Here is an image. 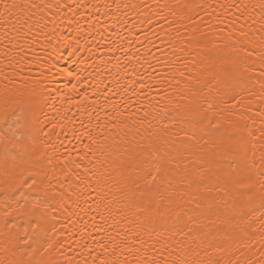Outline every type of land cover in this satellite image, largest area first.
Returning <instances> with one entry per match:
<instances>
[{"label": "snow or ice", "instance_id": "obj_1", "mask_svg": "<svg viewBox=\"0 0 264 264\" xmlns=\"http://www.w3.org/2000/svg\"><path fill=\"white\" fill-rule=\"evenodd\" d=\"M22 7L17 0H0V23H11L19 33L16 25L23 27V18L16 16V10ZM181 7L179 19L186 18L192 27L185 25L189 34L184 35L177 20L161 16L177 33L168 39V48L173 53L203 49L222 55L207 65L202 63L207 70L195 77L186 72L192 63L188 60L159 80L137 74L129 98L135 95L137 103L152 100L149 108L159 106L157 139H163L170 150L164 152L162 161L158 155L145 157L139 152L130 153L129 160L118 165L126 185L130 181L134 189L133 206L140 213L135 230L121 233L117 222L110 219L111 213L107 208L101 212L102 204L91 193L88 198L96 204V215L86 221L72 211L69 201L88 216L92 206L83 208V188L79 192L77 188H96L79 173L73 177L69 159L54 165L48 152L54 130L63 127L56 100L36 84L27 91L6 86L0 101V264H264V0L258 6V42L250 16L241 22L242 12L229 19L233 9H241L235 0ZM242 7L247 10L249 6ZM190 9H200L203 15L197 12V19ZM217 9L225 11L213 16ZM205 16L209 17L206 23ZM151 20L145 21L150 27ZM217 32L219 36H215ZM166 35L171 36V31ZM210 35L214 37L211 41L204 39ZM177 37L180 46L173 43ZM73 40L75 46L80 45L78 38ZM65 43L72 41L65 38ZM121 47L116 42L112 50ZM0 56L5 57L0 60V79H8L4 73L17 67V57L8 52ZM125 56L131 59L127 53ZM150 67L157 71L155 65ZM66 74L76 81L68 91L80 95V74ZM177 75L183 79L182 89ZM249 83L259 84L258 94L246 87ZM170 88L182 92L180 99L186 102L169 108L174 99ZM153 91L159 100L152 96ZM96 94L93 89L92 95ZM113 95L115 90L104 99ZM72 102L87 112L89 105L95 111L99 100L85 93ZM125 106L130 107L129 99L113 102V114L107 121H126ZM81 136L91 144L98 142L90 131ZM72 163L80 168L79 163ZM69 242L79 249V259H53L67 250ZM257 244L259 256L254 258L250 253H256Z\"/></svg>", "mask_w": 264, "mask_h": 264}, {"label": "bare ground", "instance_id": "obj_2", "mask_svg": "<svg viewBox=\"0 0 264 264\" xmlns=\"http://www.w3.org/2000/svg\"><path fill=\"white\" fill-rule=\"evenodd\" d=\"M17 2L24 6L16 10V16L23 18V27L16 25L20 29L19 33L12 28L11 23H0V53L8 52L17 57L14 61L17 67L4 73L8 79H0V101L3 99L6 86L10 90L27 91L32 84L38 85L46 96L56 100L61 116L59 123L63 127L54 130L56 135L48 146V152L54 165L69 159L73 177L79 173L82 180L88 181L96 188V191L84 185L77 188L78 192L83 188L84 198L80 200L83 208L92 206L88 216L69 201L72 211L86 221L91 215H96V204L93 203V199L88 198V194L91 193V197L97 198L102 204L101 212L104 208L108 209L111 213L110 219L117 222V228L121 233L129 229L135 230L139 227L140 213L133 206L134 189L130 181L126 185L125 177L118 171V165L122 161H128L130 153L139 152H144L145 157L158 155L162 161L164 152L170 150L163 139H157L158 130L161 129V120L157 118L160 116L159 106L153 104V108H149L152 100L145 99L137 103L135 95L129 98L128 94L132 92L137 74L147 76L152 81L159 80L163 76H171L176 68L183 67V61L188 60L192 63L186 72L195 77L197 72L207 70L201 66L202 63L207 65L213 57L222 55L214 50L203 49L173 53L172 49L168 48L167 41L177 36V33L174 29H169L168 24L161 20V16L177 20L180 33L187 35L189 33L185 31L184 26L188 25L191 28L192 25L186 18L179 19L183 11L182 4L232 3L233 0H17ZM261 2L262 0H235L236 4L241 5V9L239 11L233 9L232 13H229V19H234L243 12L241 22L249 16L252 18L250 23L252 32L256 33L257 42L261 33V12L258 7ZM34 3L44 7L31 8L30 5ZM116 5H119V8ZM243 5H248V9L244 10ZM189 11L197 19H199L196 16L197 12L203 15L200 9ZM222 11L225 10L217 9L213 16ZM149 17L152 18L151 27L145 23ZM208 19L209 17H204L205 23ZM169 31L171 36L166 35ZM207 31L211 33L212 29L208 28ZM219 35L220 33H215V36ZM74 37L80 40L79 46H75ZM65 38L72 43H65ZM213 38L210 35L204 39L211 41ZM116 42L122 47L114 51L112 49ZM173 43L180 46L179 37L173 40ZM125 53L131 59L126 58ZM4 59L5 57L0 56V60ZM125 65L128 67L125 68ZM150 65H155L157 71H153ZM69 71L74 75L79 73L81 76L82 85L78 86L80 95L68 91L71 84L76 83L66 74ZM176 79L182 81L179 86L182 89L183 79L178 75ZM246 87L259 93L258 83H249ZM93 89L97 93L95 96L92 95ZM113 90L116 91V95L104 99V96ZM169 92L174 95L172 103L168 105L169 108L186 102L180 99L182 92H177L175 88H170ZM85 93L91 99L99 100L95 111H92V105L88 106L87 112L81 111V106L72 102L81 100ZM152 96L159 100L156 91L152 92ZM122 97L129 99L130 102V107L125 106L127 111L124 115L127 120L107 121V117L113 114L111 104L120 101ZM145 111H148L146 117ZM117 123L120 124L119 127L114 126ZM125 123L127 126H124ZM86 130L97 139L96 144H91L87 137L81 136ZM72 162L79 163L80 168H75ZM76 183L81 184L80 180ZM99 222L97 218L96 223ZM65 247L67 250L53 259L63 261L72 256L79 259L77 255L79 249H76L74 243L69 242ZM259 247L257 244L256 253H250L254 258L259 256Z\"/></svg>", "mask_w": 264, "mask_h": 264}]
</instances>
